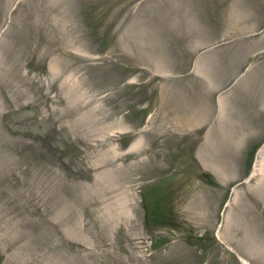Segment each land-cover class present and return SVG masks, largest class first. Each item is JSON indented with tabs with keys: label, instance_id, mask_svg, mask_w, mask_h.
<instances>
[{
	"label": "rangeland",
	"instance_id": "1",
	"mask_svg": "<svg viewBox=\"0 0 264 264\" xmlns=\"http://www.w3.org/2000/svg\"><path fill=\"white\" fill-rule=\"evenodd\" d=\"M240 257L264 264V0H0V264Z\"/></svg>",
	"mask_w": 264,
	"mask_h": 264
},
{
	"label": "bare ground",
	"instance_id": "2",
	"mask_svg": "<svg viewBox=\"0 0 264 264\" xmlns=\"http://www.w3.org/2000/svg\"><path fill=\"white\" fill-rule=\"evenodd\" d=\"M259 162V161H258ZM256 165V164H255ZM258 166V165H257ZM256 166V167H257ZM148 210V209H147ZM243 232V231H242ZM236 233V232H235ZM241 233V232H240ZM237 244V243H236ZM241 258V261H242V264H250V262H248L246 259H244V258H242V257H240Z\"/></svg>",
	"mask_w": 264,
	"mask_h": 264
}]
</instances>
